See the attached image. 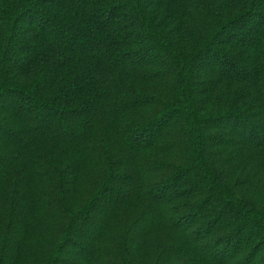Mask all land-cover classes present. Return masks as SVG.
<instances>
[{
	"label": "trees",
	"instance_id": "1",
	"mask_svg": "<svg viewBox=\"0 0 264 264\" xmlns=\"http://www.w3.org/2000/svg\"><path fill=\"white\" fill-rule=\"evenodd\" d=\"M0 264H264V0H0Z\"/></svg>",
	"mask_w": 264,
	"mask_h": 264
}]
</instances>
